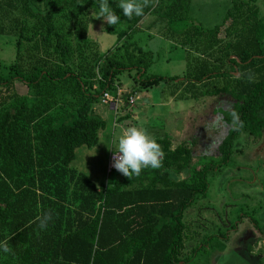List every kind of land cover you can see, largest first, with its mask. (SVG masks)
I'll use <instances>...</instances> for the list:
<instances>
[{
  "label": "trees",
  "instance_id": "1",
  "mask_svg": "<svg viewBox=\"0 0 264 264\" xmlns=\"http://www.w3.org/2000/svg\"><path fill=\"white\" fill-rule=\"evenodd\" d=\"M33 1L45 11L28 0L0 1V33L18 38L16 61L0 74V241L13 250H0V264H185L201 248L181 257L187 209L208 191L210 173L230 160L242 131L263 134L264 21L256 0H233L213 27L191 19V0H157L132 19L109 0L121 19L107 31L121 53L101 52L89 36V11H98L99 0ZM146 19L148 28L189 52L181 80L189 98L230 99L229 108L214 109L219 127L203 132L215 147L207 154L218 157L196 165V139L173 147L166 137L157 141L161 168L99 185L72 165L77 148L97 145L107 125L94 110L98 96L123 71L136 70L135 87L142 89L165 79L146 75L153 51L130 41ZM234 112L242 127L233 123ZM49 210L53 220L40 230L35 218Z\"/></svg>",
  "mask_w": 264,
  "mask_h": 264
},
{
  "label": "rangeland",
  "instance_id": "2",
  "mask_svg": "<svg viewBox=\"0 0 264 264\" xmlns=\"http://www.w3.org/2000/svg\"><path fill=\"white\" fill-rule=\"evenodd\" d=\"M28 1H30L36 10L45 11L42 2L33 0ZM244 1L250 2L251 0ZM256 4L259 6V17L264 21V0H256ZM232 6L233 0H191L188 15L197 24L213 27L223 21L227 11L232 8ZM96 12L95 9L89 11V36L95 40L101 52H105L110 48H113V52L114 50L116 51V49L119 50V47H114L117 42V36L107 31L108 24L94 17ZM220 36L223 38L225 37L224 30L220 33ZM161 37L162 38L149 40L148 32L140 31L134 34L130 41H132V39L137 40L144 49L153 51L154 60L148 67L146 75L163 76L165 79H161L159 84L149 89H142L141 87H135L136 82L134 77L136 75V70L135 73L134 70H132L131 74L129 71H123L116 75L109 89L110 94L115 96L113 101L109 104H103L101 102L102 93L98 96V100L94 104V110L106 119L107 125L105 129L101 130L100 140L97 145L91 148L85 145L77 148L76 158L72 162V165L86 172L99 185L106 182V180L111 181L118 176H122L116 173V171L111 174L107 172L108 157L110 154L108 145H112L114 140L118 139L129 126H136L146 130L147 133L155 137L157 141L167 137L171 139L173 147L183 141H188L190 144V141L193 139L198 140L199 142L194 146L195 152L197 153L196 155L199 156L197 162H195L196 165H201L203 161L199 160H205L207 157L208 160H215L218 157V153L216 152L212 157L207 154L215 147L209 145L211 142L209 136L207 137L209 143L204 139L205 136L203 132L207 125L219 127L220 123L215 118L216 113L214 109L220 106L229 108L231 106L230 99L228 101L226 97H221L220 95L203 97L200 99L189 98V91L186 85L181 83V80L184 79L183 76L188 63L189 52L184 46H176L172 40L164 36ZM17 40L18 38L15 33H0L1 75H8L11 65L16 60ZM138 43H136V45H138ZM119 51L121 53L122 50L120 49ZM193 54L195 53L193 52ZM174 76H178V78L174 81L170 80V78ZM16 84L19 93L23 94L24 92L25 94L28 92V88L24 83L16 81ZM98 87L99 83L94 86L95 89ZM119 90H121V94H119ZM147 90L149 92H146ZM175 92H177L176 95ZM130 96L135 97L134 103H128ZM193 105H196L195 112H200L201 114L196 117V120L198 119V125L195 124L196 129L195 127L194 130L190 128V132L186 134L183 130L181 131L182 120L193 110ZM104 108H106L105 110L107 113H104ZM173 110H186L180 118L179 123L177 122L180 128L179 131L177 130V126H170L173 125L171 121L175 120L173 116L171 120L167 117L170 121L169 123H167V119H165L166 115L170 114V111L173 113ZM189 116L191 118L193 115L190 114ZM194 117L190 119L191 122ZM186 119H188V117H186ZM186 127L187 126H185V128ZM182 133H185V139L181 135ZM245 133L247 134L248 131H245ZM242 137L241 140L243 143L241 144L240 140L238 143L240 145H248L251 143L263 144V139L257 140L250 135ZM160 145L162 147L163 144ZM112 151H114V149ZM205 153L206 155H204ZM211 181L213 190L216 192L214 180L212 179ZM246 202H248L247 199ZM230 203L231 201L228 200L226 209L229 208ZM194 208L195 209L187 210L185 214L187 227L184 232L188 240L182 250L181 257L183 258L191 256L195 246L208 238V236L221 233L222 231L219 230L221 228H223L224 232L227 234L228 231L230 234L233 232L228 240H230V242L235 241L238 237L236 233L241 232V225H239V222L236 223V221H238V219L243 220L248 217L250 218V216H245L246 213L257 217L258 212H260V218L262 215L264 216L263 208L255 211L250 208H245V206H242L241 209L236 208V210L234 207L233 210L235 212H231L229 209L227 210L230 211L231 214L226 219V214L222 216L221 212L219 215L218 211H213L215 214L213 215L212 212L213 217L211 215L206 217L203 211L197 210L196 206H194ZM239 215H243V217H241L243 219H241ZM193 239L195 242H191ZM210 239H213L210 243L211 247L215 248L211 250L200 248L196 251L198 255L196 256L194 254L191 260L187 261L185 264H264V234L260 236L259 240L255 239L249 248H246L247 255H249L248 257L243 252L237 254L238 250L232 248L226 240L219 241L216 235H213L212 238L209 237L208 240Z\"/></svg>",
  "mask_w": 264,
  "mask_h": 264
},
{
  "label": "crops",
  "instance_id": "3",
  "mask_svg": "<svg viewBox=\"0 0 264 264\" xmlns=\"http://www.w3.org/2000/svg\"><path fill=\"white\" fill-rule=\"evenodd\" d=\"M147 22H148L147 19L143 21V23H141L140 30H138L136 33L140 31L148 32L149 40H152L154 38H162L161 35L157 34L155 30L147 27ZM132 41L138 43L137 40L132 39ZM138 45L140 44L138 43ZM174 45L176 44L174 43ZM129 72L131 74L132 71H129ZM134 73H135V70H134ZM146 92H149V91L147 90ZM176 93L177 92H175V95ZM195 106L196 105H193V110H192L193 112L191 111L189 113V115L190 114L193 115L192 117L195 116L192 122L190 121L192 117L190 118L189 115L186 116L188 117V119L184 117L182 120L183 123L181 125L182 126L181 131L183 130V132H185L186 134L190 132V128L191 130H194L195 124L198 125V122H197L198 119L196 120V117H198V115L201 113L195 112L196 110ZM105 109L106 108H104L103 111L104 113H107ZM185 112L186 110H177V111L173 110V113L170 111V114H167L165 119H167L168 117V119L171 120V117L173 116L175 120L172 119L173 121H171V123L173 122V125H170V126L172 127L177 126V130L179 131L180 128L178 126V123L180 121V118L183 116ZM261 115L264 116V110L261 112ZM168 119H167V123L170 122ZM185 126L187 127L185 128ZM185 133L181 134L184 139H185V136H184ZM248 135L254 137L257 140L263 139V144L261 145L252 144V143L248 145L238 144L242 136L247 137ZM240 143L241 144L243 143L242 140ZM212 179L214 180V183L216 185V192L213 190L212 181H211ZM246 199L248 200V202H246ZM228 200L231 201V203L229 204V208H228L231 212H235L233 210L234 207L236 210V208L241 209L242 206H245V208L253 209L255 211L259 210L260 208L261 209L263 208L264 210V130H263V134L261 137H255L253 134L249 132L246 134L245 131H242L239 134V136L235 140V145L233 146V152H232L230 160L226 164L222 165V167L217 168L215 171L210 173L208 191L204 195L197 197L195 202L187 210L195 209L194 206H196V209L199 211H203L206 217L209 215L213 217V215H215L213 211H218L219 215H220V212L222 216L226 214L225 216V219H226L231 214L230 211H227L228 209H226V206H227L226 203L228 202ZM197 201H198V204H197ZM212 212H213V215H212ZM259 213L260 212H258L257 217L252 216V214L248 215L249 213H246L245 216L247 217L250 216V218L248 217L247 219H243L241 218L243 217V215H239V217L243 220L238 219L236 223L237 222L240 223L239 224L241 225L240 231L242 233L241 232L236 233V236L238 237L235 241L230 242V240H228L229 236L231 237V234L233 232L230 234L228 231V234H227L226 232H224V229L221 228L219 229L220 231H222L221 233H219L218 235L212 234L208 236V238L198 243L195 246V248L197 246L201 248H205V249L207 248L209 250H211L212 248H215V247H211V244H210L213 241V239L212 240L210 239L208 243H207V240L209 239V237L212 238L213 235H216L219 241L226 240L232 248H235L236 250H238L237 254L243 252L245 253V255H247L246 248H249L255 239L259 240L260 236L264 234L263 232L264 231V218H263L264 216L262 215V217L260 218L261 213L260 214ZM251 217L255 218L256 222H254L251 219ZM226 221H229V220H226ZM192 241L195 242L194 239L191 240V242ZM216 248H217V245H216ZM195 255L197 256L198 253H195ZM248 256L249 255H247V257Z\"/></svg>",
  "mask_w": 264,
  "mask_h": 264
},
{
  "label": "clouds",
  "instance_id": "4",
  "mask_svg": "<svg viewBox=\"0 0 264 264\" xmlns=\"http://www.w3.org/2000/svg\"><path fill=\"white\" fill-rule=\"evenodd\" d=\"M156 2L157 0H117L116 7L121 10L124 17L132 19L144 16L145 9L153 7ZM94 17L112 26L119 24L121 19L120 15L111 7L109 0H99L98 11ZM248 80H253L250 70ZM232 116L233 123L237 127H242L243 122L239 120V114L234 112ZM108 147L110 151L114 149L112 166L130 179L140 176L145 169H159L163 166L164 151L161 145L146 130L136 126L127 127ZM52 220L51 210L42 212L35 218L40 230H47ZM0 250L4 253H13L7 240L0 241Z\"/></svg>",
  "mask_w": 264,
  "mask_h": 264
},
{
  "label": "built area",
  "instance_id": "5",
  "mask_svg": "<svg viewBox=\"0 0 264 264\" xmlns=\"http://www.w3.org/2000/svg\"><path fill=\"white\" fill-rule=\"evenodd\" d=\"M119 94H121V90H119ZM115 96L110 94V90H104L103 94L101 96V102L103 104H109L113 101ZM135 102V97L130 96V99L128 100V103H134ZM113 154L114 151L111 150L109 157H108V164H107V172L108 174H111L116 171V173L123 175L122 173L118 172L112 165H113ZM110 180H106V186H108Z\"/></svg>",
  "mask_w": 264,
  "mask_h": 264
},
{
  "label": "water",
  "instance_id": "6",
  "mask_svg": "<svg viewBox=\"0 0 264 264\" xmlns=\"http://www.w3.org/2000/svg\"><path fill=\"white\" fill-rule=\"evenodd\" d=\"M182 264H183V262H182Z\"/></svg>",
  "mask_w": 264,
  "mask_h": 264
},
{
  "label": "flooded vegetation",
  "instance_id": "7",
  "mask_svg": "<svg viewBox=\"0 0 264 264\" xmlns=\"http://www.w3.org/2000/svg\"><path fill=\"white\" fill-rule=\"evenodd\" d=\"M264 232V231H263Z\"/></svg>",
  "mask_w": 264,
  "mask_h": 264
}]
</instances>
